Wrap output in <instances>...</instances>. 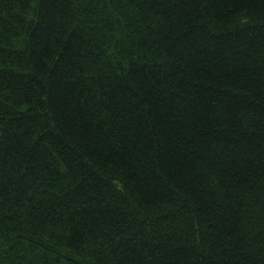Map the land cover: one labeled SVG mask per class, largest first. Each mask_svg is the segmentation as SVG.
Listing matches in <instances>:
<instances>
[{"label":"trees","instance_id":"1","mask_svg":"<svg viewBox=\"0 0 264 264\" xmlns=\"http://www.w3.org/2000/svg\"><path fill=\"white\" fill-rule=\"evenodd\" d=\"M0 264H264V0H0Z\"/></svg>","mask_w":264,"mask_h":264}]
</instances>
